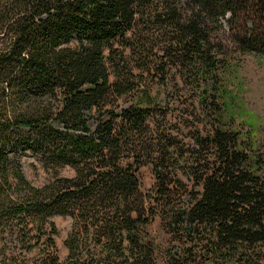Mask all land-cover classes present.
I'll return each instance as SVG.
<instances>
[{
  "label": "trees",
  "instance_id": "obj_1",
  "mask_svg": "<svg viewBox=\"0 0 264 264\" xmlns=\"http://www.w3.org/2000/svg\"><path fill=\"white\" fill-rule=\"evenodd\" d=\"M222 19L260 35L264 0H0V264H148L136 236L156 218L181 247L169 264H264V141L218 108L179 138L152 95L173 66L213 75ZM26 153L74 175L33 186ZM55 216L72 219L63 260Z\"/></svg>",
  "mask_w": 264,
  "mask_h": 264
},
{
  "label": "rangeland",
  "instance_id": "obj_2",
  "mask_svg": "<svg viewBox=\"0 0 264 264\" xmlns=\"http://www.w3.org/2000/svg\"><path fill=\"white\" fill-rule=\"evenodd\" d=\"M226 19L229 20L230 17L227 16ZM221 24L222 29L217 26L209 27L210 42L216 59L213 75L185 78L181 76L180 68L173 66L168 69L166 85H152V95L157 94L160 111L167 113V120L174 131L182 132L179 138H189L192 130L188 128L195 126L201 128V135L205 136V132L217 124L218 117L214 111L218 108L221 110L220 120L232 122L233 118L231 125L241 137L252 138L259 144L264 141V31L251 37L253 29L249 26L245 29L242 25H236L232 20L226 22L225 19L221 20ZM258 38L261 39L257 41ZM152 79L157 84L160 83L159 77L154 75ZM133 100L135 98H127L124 106L132 104ZM96 123V119L89 121V127L93 130ZM21 165L26 179L36 187L53 182L58 177L69 178L74 175L71 167L51 168L30 153L22 155ZM139 182L142 193L153 186L154 179L149 168L144 167L139 171ZM52 221L57 230L54 237L56 251L63 260L68 254L64 243L71 230L72 219L69 216H55ZM136 240L137 245L149 253L148 264H169L172 258L178 256V252L181 253V247L172 241L159 218L141 227ZM123 248V254L129 258L127 252L131 247ZM134 252L133 249L129 255L133 254L135 257ZM207 262L223 264L220 260L194 252L191 258H185L181 264Z\"/></svg>",
  "mask_w": 264,
  "mask_h": 264
}]
</instances>
